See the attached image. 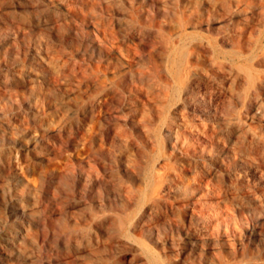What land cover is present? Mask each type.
Segmentation results:
<instances>
[{"label":"rangeland","instance_id":"374dc122","mask_svg":"<svg viewBox=\"0 0 264 264\" xmlns=\"http://www.w3.org/2000/svg\"><path fill=\"white\" fill-rule=\"evenodd\" d=\"M0 264H264V0H0Z\"/></svg>","mask_w":264,"mask_h":264},{"label":"bare ground","instance_id":"6f19581e","mask_svg":"<svg viewBox=\"0 0 264 264\" xmlns=\"http://www.w3.org/2000/svg\"><path fill=\"white\" fill-rule=\"evenodd\" d=\"M167 207H168V206H167ZM21 208H22V207H21ZM169 211H170V210H169ZM16 212H17V211H16ZM42 222H44V221L41 220V223H42ZM171 222H172V221H171ZM32 223H33V222H32ZM39 223H40V222H39ZM43 224H44V223H43ZM174 226H175V225H174ZM7 232H8V231H7ZM13 232H14V231H13ZM13 232H9V233L7 234V237L5 238L7 242H11V240H12L11 237L13 236V234H12ZM2 240H3V239H2ZM5 246H6V245H5ZM49 263H50V262H49Z\"/></svg>","mask_w":264,"mask_h":264}]
</instances>
